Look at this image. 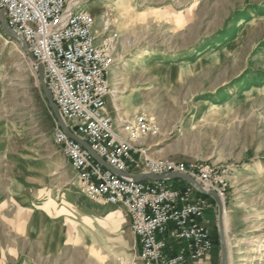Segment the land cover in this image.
<instances>
[{
	"label": "rangeland",
	"instance_id": "obj_1",
	"mask_svg": "<svg viewBox=\"0 0 264 264\" xmlns=\"http://www.w3.org/2000/svg\"><path fill=\"white\" fill-rule=\"evenodd\" d=\"M70 7L91 14L96 43L107 51L106 114L133 147L122 172L148 174L146 164L160 161L203 169L208 179L184 175L220 196L229 264H264V175L257 178L264 0H75ZM17 48L0 26V264H144L125 208L90 196L56 142L64 131L37 64L23 50L25 57L9 59ZM161 181L206 203L200 222L221 252L216 202L183 180ZM111 210L121 213L106 219ZM172 244L168 256H176Z\"/></svg>",
	"mask_w": 264,
	"mask_h": 264
},
{
	"label": "built area",
	"instance_id": "obj_2",
	"mask_svg": "<svg viewBox=\"0 0 264 264\" xmlns=\"http://www.w3.org/2000/svg\"><path fill=\"white\" fill-rule=\"evenodd\" d=\"M74 1L0 0V10L44 66L46 84L70 128L110 165L125 171L126 163L133 162V147L117 136L114 122L106 114L111 93L107 51L96 43L91 14L71 9ZM55 139L90 196L125 208L144 264H188L212 249L209 233L200 222L205 202H194L188 191L173 189L166 181L134 182L114 175L60 129ZM145 169L154 175L192 171L208 179L203 169L180 163L150 162ZM178 241L186 243L187 252L168 256V245Z\"/></svg>",
	"mask_w": 264,
	"mask_h": 264
},
{
	"label": "water",
	"instance_id": "obj_3",
	"mask_svg": "<svg viewBox=\"0 0 264 264\" xmlns=\"http://www.w3.org/2000/svg\"><path fill=\"white\" fill-rule=\"evenodd\" d=\"M0 26H1L3 33L9 39L17 42L19 46H21L25 54L31 59V61L37 64L41 86L43 88L46 98L50 104V107L53 110V113L61 129L64 131V133L67 136H69L70 138H72L73 140L81 144L99 164H101L107 170L111 171L112 173H114L115 175L121 178L131 179V180L139 181V182H144L147 180L161 181V180L180 179V180H183L189 183L191 186L196 188L201 194L211 197L216 202L218 209H219L218 220H219V232H220V237H221L220 244H221V252H222L221 264H229V251H228L227 242L225 238V227H224V204L220 196L215 191H209V190L204 189L195 179L187 175H184V174H168V175H163V176H155V175H150V174H130V173L119 171L115 169L114 167H111L92 149V147L86 141L76 136L69 130L67 124L63 120L60 114V111L57 105L55 104V102L53 101L52 96L45 84L44 66L41 63H38L36 61L25 39L19 34H17L13 29H11V27L9 26L7 22L5 12L1 10H0Z\"/></svg>",
	"mask_w": 264,
	"mask_h": 264
},
{
	"label": "crops",
	"instance_id": "obj_4",
	"mask_svg": "<svg viewBox=\"0 0 264 264\" xmlns=\"http://www.w3.org/2000/svg\"><path fill=\"white\" fill-rule=\"evenodd\" d=\"M211 213L212 212L206 214L203 220L204 224L209 228L215 225L214 223L215 217L212 216ZM185 251H186V244L184 242H176L169 246V253L172 255H177ZM191 264H221V252L217 247H215L199 261H195Z\"/></svg>",
	"mask_w": 264,
	"mask_h": 264
},
{
	"label": "bare ground",
	"instance_id": "obj_5",
	"mask_svg": "<svg viewBox=\"0 0 264 264\" xmlns=\"http://www.w3.org/2000/svg\"><path fill=\"white\" fill-rule=\"evenodd\" d=\"M96 7H97V4L93 5L91 8H92V10H93V9L96 8ZM107 42H108V41L105 40V41L103 42V44L106 45ZM13 43H14V42H13ZM20 56L25 57L23 51H22L20 48H17L16 51H14L13 53L10 54L9 59H14V58H16V57H20ZM163 61H164V60H161V61H155V62H156V63H159V64L162 65V66H165L166 64H165V62H163ZM36 66H37V65H36ZM202 164H203V163H201L200 165H202ZM262 175H264V166H259V167H258V176H257V178H261ZM195 193H196V192H195ZM120 213H121L120 210H111V211H107V212H106V215H107L106 219H111V218H114V217H118V216L120 215ZM257 214H258V213H257ZM252 250H253V249H252Z\"/></svg>",
	"mask_w": 264,
	"mask_h": 264
}]
</instances>
